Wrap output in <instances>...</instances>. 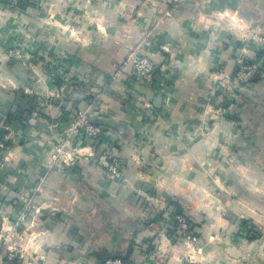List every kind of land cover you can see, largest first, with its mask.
I'll return each mask as SVG.
<instances>
[{
  "label": "crops",
  "instance_id": "0c3cea01",
  "mask_svg": "<svg viewBox=\"0 0 264 264\" xmlns=\"http://www.w3.org/2000/svg\"><path fill=\"white\" fill-rule=\"evenodd\" d=\"M169 1L28 0L15 19L0 0V117L11 128L0 223L16 216L46 175L44 192L33 198L39 211L21 225L16 249L0 241V264H98L111 256L181 264L178 240L161 231V217L167 221L178 201L207 242L205 260L190 264H264V234L240 249L228 239L212 242L211 222L199 213L217 204L198 201L224 195L220 184L232 194H264V80L210 92L216 77L232 73L241 46L217 13L227 10L264 33V0H182L158 21ZM135 47L160 65L167 103L128 66L124 77L110 79ZM250 53L258 57L256 44ZM92 101L91 119L118 141L123 182L92 159L58 161L45 171L74 112ZM250 204L264 211L263 200ZM241 206L223 201L216 223L240 228Z\"/></svg>",
  "mask_w": 264,
  "mask_h": 264
},
{
  "label": "built area",
  "instance_id": "2783aa9c",
  "mask_svg": "<svg viewBox=\"0 0 264 264\" xmlns=\"http://www.w3.org/2000/svg\"><path fill=\"white\" fill-rule=\"evenodd\" d=\"M182 0H170L168 7L162 9L158 21H161L171 16L172 9L178 7ZM7 7L12 11L11 17L17 18L23 11L22 0H6ZM221 20L228 23L224 24L227 28L232 29L235 37L240 42V52L236 57L234 69L231 74H225L214 79V86L211 88L213 94L215 90L221 91V88L230 87L233 91H239L244 85L252 80L264 78V33L253 31L245 27L241 23V19L234 13H229L227 10L219 11L217 13ZM223 24V23H222ZM252 44L257 45L258 51L261 53L256 57L250 53ZM138 47L132 48L125 60L124 66L116 67L110 73V79L118 80L124 77L126 72L124 67L128 66L127 71H130L134 79L141 80L150 84L157 93L161 94L164 101H169V90L166 77L162 76L160 65L152 60L147 55H138ZM8 56L20 58L22 53L19 49L9 50ZM57 64H55L56 66ZM220 101H225L223 98ZM94 101L87 104L85 108H78L72 115L69 124L65 127L59 141L54 143L48 151V163L45 171L48 172L58 162L64 163L72 162L80 158L92 159L97 162L106 175L116 181L123 182L125 178L122 173L121 165L122 159L116 149L118 141L102 124L95 123L90 116L93 109ZM229 107V106H228ZM220 114H227L228 110L222 106L217 107ZM11 128L6 120L0 117V168L9 160L10 154L8 152V142L10 138ZM90 140L88 144H80V141ZM103 145V148H102ZM7 151V152H6ZM45 176L41 175L38 183L33 188L32 195H28L25 201L18 209L16 216L8 221L6 217H2L0 223V241L9 250H15L18 245V236L20 234V227L27 222L29 214L32 209L35 212L39 211V207L33 204L35 195L44 192ZM166 225L171 229L183 233L185 240L191 243L192 248L191 257L201 255L202 248L197 245L198 239L191 229L190 223L182 214H174L170 217L167 216ZM164 227V228H163ZM161 231L164 238L171 237L165 231L166 226H163ZM176 238V236H175ZM177 239V238H176ZM202 256V255H201ZM98 264H124L120 257L111 256L100 260Z\"/></svg>",
  "mask_w": 264,
  "mask_h": 264
},
{
  "label": "rangeland",
  "instance_id": "374dc122",
  "mask_svg": "<svg viewBox=\"0 0 264 264\" xmlns=\"http://www.w3.org/2000/svg\"><path fill=\"white\" fill-rule=\"evenodd\" d=\"M260 80H264V78H258ZM256 79V80H258ZM254 81V80H252ZM250 81V82H252ZM248 82V83H250ZM248 83H246L245 85H247ZM244 85V86H245ZM211 101V100H210ZM208 105V104H207ZM212 107H218V104L212 103ZM222 191H224V195L222 194H216V195H208L205 196V198L203 199H198V201H200L201 204L206 205V203H215L217 204V209H215L214 211H206L204 210L202 213L203 217H205L204 219L206 220V218H209V222H211V224L209 225V228L206 229V235L210 236V240H212V242H221V239H228L230 240V246L233 247L232 245H237L235 246L237 249H240L242 247V242H246L247 239L252 240L254 239L253 235L254 234H264V211L257 208L256 206L250 204V203H255L258 202L259 200H263L264 201V194H232L231 192H229L228 190H224L226 188H223V186L220 184V186ZM239 196V197H238ZM225 198V199H224ZM226 201V202H230L232 204H234L236 206V204H242L243 206H241V210L238 209V216L236 218V221L240 220V228L236 227V228H232L231 230H226L223 228V226L221 224H217V220L222 217L225 213V210L222 207V202ZM247 202V203H246ZM178 204L181 206L180 202L178 201ZM202 205V206H203ZM243 207V209H242ZM240 208V206H239ZM228 211V210H227ZM183 212L185 213V210L183 208ZM216 212V213H213ZM197 216V218H200V216ZM223 218V217H222ZM199 222V221H198ZM200 225V224H198ZM212 225H215L212 228ZM197 226V225H196ZM196 226L191 227V229L194 231V234L197 236L198 239V243L197 245H199L202 248V251L204 250L207 242H203L202 238H201V231L199 230V228L197 229ZM242 226V227H241ZM176 236L177 240H178V263L181 262V264H190L193 262H197V261H204L205 257L203 258L204 254L202 253L201 255L198 256H193L192 255V245L191 243H189L188 241H186L184 238V234L178 232V234L174 235ZM252 237V238H250ZM260 237V235L258 236ZM256 237V238H258ZM233 240V242H232ZM205 241V240H204ZM211 242V243H212ZM185 258L183 260V257ZM200 259V260H199Z\"/></svg>",
  "mask_w": 264,
  "mask_h": 264
},
{
  "label": "trees",
  "instance_id": "16d2710c",
  "mask_svg": "<svg viewBox=\"0 0 264 264\" xmlns=\"http://www.w3.org/2000/svg\"><path fill=\"white\" fill-rule=\"evenodd\" d=\"M28 3V0H22V6L25 8V6H26V4ZM259 53H261V51H259ZM174 214H182V215H184L185 217H186V219L188 220V222L190 223V226L192 227L193 226V228L192 229H194V226H195V224L193 223V221H192V219L191 218H189L184 212H183V208L178 204H173L172 205V208H171V210H170V212L168 213V214H166V216H168V217H170V216H172V215H174ZM162 219H164L165 220V223H164V226H166V229H165V231L167 232V234L168 235H170V236H174V235H176V231H175V229H171L170 227H168L167 225H166V219L162 216L161 217ZM195 230V229H194ZM260 235V234H259ZM258 234H254L253 236V238H256V237H258L259 236ZM250 238H252V237H250ZM125 264V263H124Z\"/></svg>",
  "mask_w": 264,
  "mask_h": 264
}]
</instances>
